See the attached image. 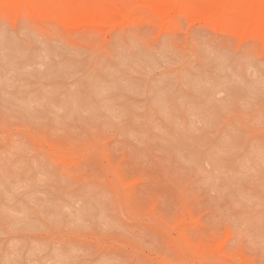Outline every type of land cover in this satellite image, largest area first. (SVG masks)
<instances>
[{
  "label": "rangeland",
  "instance_id": "obj_1",
  "mask_svg": "<svg viewBox=\"0 0 264 264\" xmlns=\"http://www.w3.org/2000/svg\"><path fill=\"white\" fill-rule=\"evenodd\" d=\"M0 264H264V0H0Z\"/></svg>",
  "mask_w": 264,
  "mask_h": 264
},
{
  "label": "bare ground",
  "instance_id": "obj_2",
  "mask_svg": "<svg viewBox=\"0 0 264 264\" xmlns=\"http://www.w3.org/2000/svg\"><path fill=\"white\" fill-rule=\"evenodd\" d=\"M40 2H41V0H40ZM175 3H176V1H174ZM226 3V2H225ZM231 3V1L229 2V4ZM180 4V3H179ZM227 5H228V3H227ZM232 5V4H231ZM223 6H225V4L223 5ZM227 7V6H226ZM234 7H236L235 5H234ZM228 8V7H227ZM223 9H224V7H223ZM229 9V8H228ZM188 10H189V8H188ZM236 11V10H235ZM205 13V12H204ZM219 15H221L220 13H219ZM226 18H228L227 16H226ZM256 25H257V23H256Z\"/></svg>",
  "mask_w": 264,
  "mask_h": 264
}]
</instances>
